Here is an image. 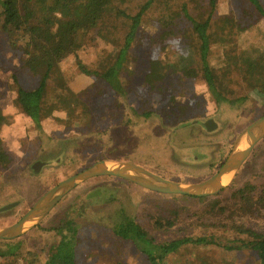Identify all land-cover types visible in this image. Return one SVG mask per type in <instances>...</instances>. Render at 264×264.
<instances>
[{"label":"rangeland","instance_id":"1","mask_svg":"<svg viewBox=\"0 0 264 264\" xmlns=\"http://www.w3.org/2000/svg\"><path fill=\"white\" fill-rule=\"evenodd\" d=\"M130 1L120 8L131 15L137 11L141 0ZM258 1L264 9V0ZM185 2L188 14L198 22L208 18L212 5L208 66L221 95L228 101L245 97V103L229 106L214 101L203 81L199 58L193 49L196 43L189 33L190 25L178 20L181 18L178 6L172 9L173 14H161L154 8L142 19L120 73L124 81L134 82L136 89L141 87L139 82L148 79L143 86L148 90H141L134 106L142 102L143 111L149 110L154 115L149 119H132L133 124L129 126L119 123L124 116L123 109L127 108L124 101L120 103L117 93L108 85L82 74L76 62L66 59L49 78L44 102L47 117L38 137L31 123L12 104L10 76L15 71H10L11 54L8 57V52L15 50L0 32V183L11 192H0V207L18 202L6 214L7 218L0 219V228L19 220L57 183L100 161L135 164L184 185L204 181L224 162L236 137L264 116V18L248 0ZM162 20L170 26L167 35ZM130 29L128 20L109 19L92 34L83 35V49L78 56L87 70H104L121 49ZM145 70L151 72L146 77ZM156 72L163 77L159 82ZM23 75L25 86L32 85L33 80ZM168 95L186 104L183 118L181 113L178 116L171 111L170 104L166 103ZM208 120L217 125L212 132L205 129ZM84 129L88 130L82 137L75 135ZM89 131L91 135L87 136ZM63 142L69 143L66 151H60ZM112 149L116 150L111 153ZM42 154L49 160H41ZM57 160L61 162L59 165L54 163ZM24 161H29L30 167L36 162L47 164L37 173L40 174L37 179H33L22 173ZM245 183L264 187V138L224 189ZM66 196L35 228L22 236L29 249L46 248L51 240L50 234L44 233L73 219L80 227L82 238L76 253L79 264H150L133 246L114 239L109 229L117 223L120 210L141 220L147 212L148 216L157 214L153 207L157 199L171 202L170 195L153 193L115 178H95L80 184ZM173 201V204L177 202ZM254 227L264 233V220L256 221ZM40 230L45 231L41 234ZM187 232L200 235L202 230L190 227ZM187 232L171 233L169 238L182 237ZM207 232L218 236L221 244L235 236L231 229ZM164 264L259 263L248 250L227 251L219 246L190 245L167 256Z\"/></svg>","mask_w":264,"mask_h":264},{"label":"trees","instance_id":"2","mask_svg":"<svg viewBox=\"0 0 264 264\" xmlns=\"http://www.w3.org/2000/svg\"><path fill=\"white\" fill-rule=\"evenodd\" d=\"M248 1L264 18V9L259 1ZM130 2V0H0V32L7 44L15 50L14 53L8 52V57L11 54V59L8 60L10 71H15L10 76L12 104L16 111L31 123L32 130L38 137H40L38 132L42 130V122L47 117L44 112V102L49 78L66 59L76 62L82 74L92 77L100 84L108 85L117 93L120 103L124 101L127 108L123 111L121 109L124 116L119 123L129 126L133 124L132 119L139 117L149 119L154 115V112L149 110L143 111L142 102H137V107L134 106V101L139 99L138 94L141 90H148L143 87L148 79H143L145 80L143 83L139 82L141 87L136 89L134 82L124 81L120 76L127 62L129 49L136 40L135 37L143 23L142 19L145 15L151 14L154 8H157L161 14H173L172 9L178 6L181 17L178 20H183L188 26L190 25L189 33L196 43L193 49L199 58L203 81L214 101L218 100L229 106L247 101L245 97L234 101L226 100L218 91L213 71L208 66L207 57L210 53L208 32L211 28L212 5L208 18L204 22H198L188 14L185 0H141L137 11L131 15L126 9L120 8L121 5ZM109 19L128 20L131 23L130 32L126 35L114 60L108 66H104V70L89 71L78 56L83 49L81 38L83 35L92 34ZM162 23L167 35L170 26L164 20ZM150 73L147 71V74L143 75L146 77ZM22 74L33 80L32 85L25 86ZM156 74L159 75L158 82L163 79L159 73L156 72ZM168 96L166 103L170 104L171 111L178 116L181 113L183 118V107L186 104L176 100L174 95ZM181 117L178 118L181 119ZM178 125L182 126L181 122ZM87 130L79 131L75 135L82 137ZM88 135H91L90 131L87 132ZM68 146L69 143L63 142L60 144V151H66ZM37 147L38 145L36 154ZM115 150L112 149L111 153ZM1 153L8 157L4 150ZM39 157L41 160H49L44 154ZM54 163L59 165L61 162L57 160ZM22 171L24 175L33 179H37L40 175L33 172L29 161H24ZM115 179L134 186L122 179ZM4 188L6 187L1 186L0 183L1 193H11ZM169 199L171 202L157 199L153 206L157 214L148 216L147 212L141 220L134 219L120 210L117 223L109 229L114 239L133 246L135 251L144 256L150 264H164L167 256L190 245L219 246L227 251L248 250L256 256L259 264H264V233L254 227L256 221L264 220V187L245 183L238 187L231 185L208 197L170 195ZM173 200L177 202L173 204ZM87 201L90 202L91 199L87 198ZM9 211L0 213V219L7 218L6 214ZM190 227L199 228L202 233L200 235L188 233ZM210 229H231L235 235L234 239L221 244L218 236L207 232ZM43 231L45 230H40L41 234ZM175 232L188 234L169 238V235ZM44 234H50L51 241L46 244V248L42 249L35 246L29 249L23 237L12 241H0V264H19V262L21 264H79L76 253L82 245V238L80 227L73 219H67L62 226L46 231Z\"/></svg>","mask_w":264,"mask_h":264},{"label":"water","instance_id":"3","mask_svg":"<svg viewBox=\"0 0 264 264\" xmlns=\"http://www.w3.org/2000/svg\"><path fill=\"white\" fill-rule=\"evenodd\" d=\"M217 128L213 120H208L205 129L212 132ZM264 138V116L247 126L235 139L231 150L218 170L210 178L194 184H180L166 180L138 165L126 162L100 161L57 183L38 198L27 212L10 226L0 228V241H12L35 228L70 192L80 184L99 177H115L134 184L147 191L173 196L203 198L221 192L234 174L250 156L254 147ZM44 163L31 166L35 174ZM227 178V182L224 180ZM13 202L0 207V213L16 207Z\"/></svg>","mask_w":264,"mask_h":264},{"label":"bare ground","instance_id":"4","mask_svg":"<svg viewBox=\"0 0 264 264\" xmlns=\"http://www.w3.org/2000/svg\"><path fill=\"white\" fill-rule=\"evenodd\" d=\"M224 182H227V178L224 180Z\"/></svg>","mask_w":264,"mask_h":264},{"label":"crops","instance_id":"5","mask_svg":"<svg viewBox=\"0 0 264 264\" xmlns=\"http://www.w3.org/2000/svg\"><path fill=\"white\" fill-rule=\"evenodd\" d=\"M232 44V42H230Z\"/></svg>","mask_w":264,"mask_h":264}]
</instances>
